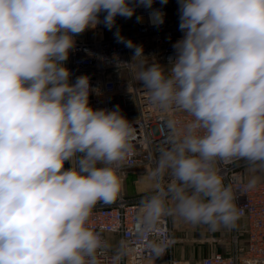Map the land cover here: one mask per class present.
Returning <instances> with one entry per match:
<instances>
[{
  "label": "clouds",
  "instance_id": "9594fccd",
  "mask_svg": "<svg viewBox=\"0 0 264 264\" xmlns=\"http://www.w3.org/2000/svg\"><path fill=\"white\" fill-rule=\"evenodd\" d=\"M176 2L182 37L165 65L116 27L118 17L143 22L138 9L161 26L156 0H0V264H99L106 244L88 221L122 191L132 129L119 105H90L99 90L88 75L73 82L66 62L76 38L100 25L133 52L129 62L114 56L116 68L157 107L191 117L168 121L144 220L168 213L217 229L243 215L215 164L243 160L264 173V0Z\"/></svg>",
  "mask_w": 264,
  "mask_h": 264
},
{
  "label": "built area",
  "instance_id": "2783aa9c",
  "mask_svg": "<svg viewBox=\"0 0 264 264\" xmlns=\"http://www.w3.org/2000/svg\"><path fill=\"white\" fill-rule=\"evenodd\" d=\"M154 7L165 13L161 26H153L147 11L138 9L137 15L144 17L143 22L138 23L134 16L132 27L120 32L126 39L142 45L145 55L154 54L166 65L167 58L173 55L172 45L182 37L178 4L176 0H169L162 6L156 0ZM132 54L131 49L117 42L114 33L93 35L86 39L76 38V48L66 63L73 82L77 76L88 75L91 85L99 90V94L92 93L89 98L94 109L113 110L119 105L129 120L132 129L129 148L117 169L121 177L126 170L143 166H148L152 172L161 153L170 147L168 121L176 120L183 126L191 119L183 112L165 111L154 105L147 90L133 78L128 68H116L114 56L129 62ZM246 165L243 160L215 164L224 183L232 186L237 207L243 209L235 226L229 228L230 242L226 252L215 251L194 261L173 256L170 214L161 215L151 224L144 220L141 202L156 188L133 195H127L122 189L113 202H98L88 221V227L99 233L106 244L98 255L99 264H264V179L254 187H247ZM171 179L170 174H165L161 185L166 187ZM117 256L119 259L114 260Z\"/></svg>",
  "mask_w": 264,
  "mask_h": 264
},
{
  "label": "rangeland",
  "instance_id": "374dc122",
  "mask_svg": "<svg viewBox=\"0 0 264 264\" xmlns=\"http://www.w3.org/2000/svg\"><path fill=\"white\" fill-rule=\"evenodd\" d=\"M124 20L123 24L128 22ZM133 22V18L130 19ZM68 165L66 164L65 167ZM248 165L245 166V168ZM148 166L126 170L122 174V189L126 194L142 193L155 188V181ZM168 207H174L169 199ZM173 230L172 255L182 260H197L212 252H226L230 242V229L223 226L212 229L204 224L194 225L176 214H170Z\"/></svg>",
  "mask_w": 264,
  "mask_h": 264
},
{
  "label": "crops",
  "instance_id": "0c3cea01",
  "mask_svg": "<svg viewBox=\"0 0 264 264\" xmlns=\"http://www.w3.org/2000/svg\"><path fill=\"white\" fill-rule=\"evenodd\" d=\"M128 22H126V24H123L124 20H121V17L117 18V25L116 27L120 29V31H125L128 30L132 27L133 22L130 21V19H127ZM115 28L111 31H109L108 29H106L103 25L98 26L95 30H88L85 33L79 35L77 38L78 39H86L89 38L91 36H96V35H108V34H112L115 32ZM67 63V62H66ZM244 173L245 176L250 179L252 175H258L261 177V179H264V173H260V172H256V173H252L249 171V166H247L244 169ZM127 195H133V194H127Z\"/></svg>",
  "mask_w": 264,
  "mask_h": 264
}]
</instances>
